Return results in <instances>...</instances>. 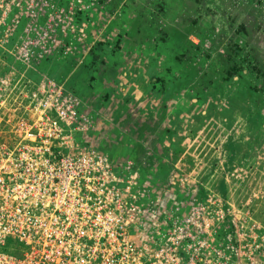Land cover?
<instances>
[{
	"label": "rangeland",
	"instance_id": "obj_1",
	"mask_svg": "<svg viewBox=\"0 0 264 264\" xmlns=\"http://www.w3.org/2000/svg\"><path fill=\"white\" fill-rule=\"evenodd\" d=\"M10 93L75 104L66 150L107 157L149 251L184 237L188 260L215 264L217 246L264 237V0H0V148L15 150L56 112Z\"/></svg>",
	"mask_w": 264,
	"mask_h": 264
},
{
	"label": "built area",
	"instance_id": "obj_2",
	"mask_svg": "<svg viewBox=\"0 0 264 264\" xmlns=\"http://www.w3.org/2000/svg\"><path fill=\"white\" fill-rule=\"evenodd\" d=\"M9 97L13 105L52 106L56 116L39 110L26 140L18 141L15 150L7 143L0 148V264H208L194 254L187 259L181 251L184 237L150 251L143 245L134 230L142 208L127 203L107 157L94 149L66 150L62 137L78 118L74 103L61 101L60 95L35 105L14 93ZM52 142L58 146L48 145ZM9 238L24 244L20 255L5 251ZM239 243L229 253L217 246L215 264H241V258L264 264V237Z\"/></svg>",
	"mask_w": 264,
	"mask_h": 264
},
{
	"label": "trees",
	"instance_id": "obj_3",
	"mask_svg": "<svg viewBox=\"0 0 264 264\" xmlns=\"http://www.w3.org/2000/svg\"><path fill=\"white\" fill-rule=\"evenodd\" d=\"M12 242H14L15 243V247L16 248H23V245L22 244H20L19 242H15V241H13V240H10L9 242H8V250L9 251H11V253H14V254H16V255H20L21 254V252H22V249H19V250H13V247L12 246H10L11 245V243ZM10 244V245H9Z\"/></svg>",
	"mask_w": 264,
	"mask_h": 264
},
{
	"label": "crops",
	"instance_id": "obj_4",
	"mask_svg": "<svg viewBox=\"0 0 264 264\" xmlns=\"http://www.w3.org/2000/svg\"><path fill=\"white\" fill-rule=\"evenodd\" d=\"M214 92H215V90H213ZM260 238H262V237H260ZM258 241L260 240V239H257Z\"/></svg>",
	"mask_w": 264,
	"mask_h": 264
}]
</instances>
